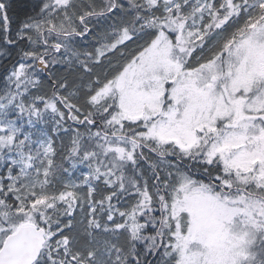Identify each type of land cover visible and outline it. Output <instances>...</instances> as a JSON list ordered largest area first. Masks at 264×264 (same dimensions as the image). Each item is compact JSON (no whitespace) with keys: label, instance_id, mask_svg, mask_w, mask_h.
Returning <instances> with one entry per match:
<instances>
[{"label":"snow or ice","instance_id":"1","mask_svg":"<svg viewBox=\"0 0 264 264\" xmlns=\"http://www.w3.org/2000/svg\"><path fill=\"white\" fill-rule=\"evenodd\" d=\"M0 264H264V0H0Z\"/></svg>","mask_w":264,"mask_h":264}]
</instances>
